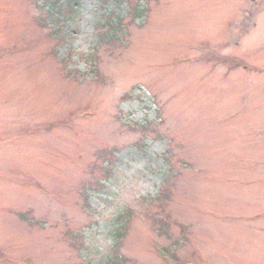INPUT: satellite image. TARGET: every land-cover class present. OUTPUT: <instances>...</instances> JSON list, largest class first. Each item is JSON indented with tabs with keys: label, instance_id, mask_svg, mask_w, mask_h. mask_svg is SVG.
<instances>
[{
	"label": "rangeland",
	"instance_id": "rangeland-1",
	"mask_svg": "<svg viewBox=\"0 0 264 264\" xmlns=\"http://www.w3.org/2000/svg\"><path fill=\"white\" fill-rule=\"evenodd\" d=\"M43 1L0 0V264H264V0Z\"/></svg>",
	"mask_w": 264,
	"mask_h": 264
},
{
	"label": "trees",
	"instance_id": "trees-1",
	"mask_svg": "<svg viewBox=\"0 0 264 264\" xmlns=\"http://www.w3.org/2000/svg\"><path fill=\"white\" fill-rule=\"evenodd\" d=\"M43 10L49 15V19H58L62 15H69L75 12V8L78 7L77 2L73 0H48L42 2ZM135 12L136 17H140L145 15V11L142 9L141 6H138L135 9H132ZM113 30H110V34L112 35ZM107 36V35H106ZM123 226L119 227L115 231V237L120 240L123 236L122 228ZM120 263V261H119ZM110 264H114L112 261Z\"/></svg>",
	"mask_w": 264,
	"mask_h": 264
}]
</instances>
